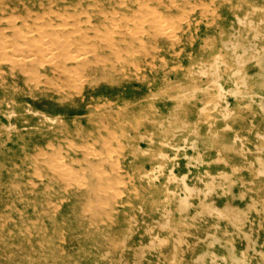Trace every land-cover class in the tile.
Wrapping results in <instances>:
<instances>
[{"label":"rangeland","instance_id":"obj_1","mask_svg":"<svg viewBox=\"0 0 264 264\" xmlns=\"http://www.w3.org/2000/svg\"><path fill=\"white\" fill-rule=\"evenodd\" d=\"M0 71V264H264V0H0Z\"/></svg>","mask_w":264,"mask_h":264},{"label":"bare ground","instance_id":"obj_2","mask_svg":"<svg viewBox=\"0 0 264 264\" xmlns=\"http://www.w3.org/2000/svg\"><path fill=\"white\" fill-rule=\"evenodd\" d=\"M123 1H124V0H123ZM169 1H170V0H169ZM119 2H120V1H119ZM136 2H137V1H136ZM209 2H210V1H209ZM140 3H141V2H140ZM144 3H145V2H144ZM146 3H147V2H146ZM173 3H174V2H173ZM120 4H121V3H120ZM121 5H122V4H121ZM173 5H174V4H173ZM47 6H48V5H47ZM88 6H89V5H88ZM176 6H177V5H176ZM196 6H197V5H196ZM196 6H195V7H196ZM48 7H49V6H48ZM173 7H174V6H173ZM147 8H148V7H147ZM207 8H208V7H207ZM238 8H239V7H238ZM73 9H75V8L73 7ZM148 9H149V8H148ZM192 9H193V8H192ZM205 9H206V8H205ZM151 10H152V9H151ZM54 11H55V10H54ZM187 11H188V10H187ZM100 12H101V11H100ZM188 12H189V11H188ZM1 13H2V12H1ZM43 13H44V12H43ZM148 13H149V12H148ZM148 13H147V14H148ZM180 13H181V12H180ZM182 13H183V12H182ZM213 13H214V12H213ZM50 14H52V13H50ZM58 14H59V13H58ZM83 14H85V13L83 12ZM86 14H87V13H86ZM111 14H112V13H111ZM9 15H10V14H9ZM27 15H28V14H27ZM148 15H149V14H148ZM148 15H147V16H148ZM4 16H5V15H4ZM179 16H180V15H179ZM142 17H143V16H142ZM48 18H49V17H48ZM37 19H38V18H37ZM65 19H66V18H65ZM106 19H107V18H106ZM167 19H168V18H167ZM52 20H53V19H52ZM66 20H67V19H66ZM66 20H65V21H66ZM73 20H74V19H73ZM112 20L114 21V19H112ZM132 20H133V19H132ZM205 20H206V19H205ZM130 21H131V20H130ZM53 22H54V21H53ZM132 22H133V21H132ZM143 22H144V21H143ZM66 24H70V23H66ZM140 24H141V22H140ZM46 25H47V24H46ZM137 25H138V24H137ZM58 26H59V25H58ZM63 26H64V25H63ZM157 26H158V25H157ZM36 27H38V26H36ZM141 27H142V26H141ZM141 27H140V28H141ZM152 27H154V26H152ZM62 28H64V27H62ZM140 28H139V29H140ZM89 29H90V28H89ZM96 29H97V28H96ZM134 29H135V28H134ZM98 30H99V29H98ZM125 30H126V29H125ZM20 31H21V30H20ZM99 31H100V30H99ZM140 31H141V29L138 30V32H137V31H136V32L139 33ZM17 32H18V31H17ZM95 32H98V31H95ZM100 32H101V31H100ZM136 32H135V33H136ZM55 33H56V32H55ZM68 34H69V33H68ZM142 34H143V32H142ZM66 35H67V34H65V36H66ZM133 35H134V32H133ZM135 35H136V34H135ZM93 36H94V35H93ZM58 37H59V39H60V36H57L56 38H58ZM94 37H95V36H94ZM154 37H155V36H154ZM170 37H171V36H170ZM170 37H169V38H170ZM173 37H174V36H173ZM175 37H176V36H175ZM64 38H65V37H64ZM64 38H62V40H63ZM45 40H46V39H45ZM86 40H87V37H86ZM177 40H178V39H177ZM49 41H50V40H49ZM56 42H57V41H56ZM63 42H64V40H63ZM141 42H142V41H141ZM143 42H145V41H143ZM153 42H154V41H153ZM22 43H23V42H22ZM51 43H52V42H51ZM65 43H66V42H65ZM80 43H82V42H80ZM133 43H134V42H133ZM133 43H132V44H133ZM43 44H44V42H43ZM46 44H48V43H46ZM49 44H50V43H49ZM49 44H48V45H49ZM53 44H54V43H53ZM68 44H69V42H68ZM137 44H138V43H137ZM145 44H146V43H145ZM19 45H20V44H19ZM60 45H61V44H60ZM69 45H70V44H69ZM69 45H68V46H69ZM81 45H82V44H81ZM84 45H85V44H84ZM84 45H82V47H83ZM87 45H88V44H87ZM150 45H151V44H150ZM10 46H11V45H10ZM29 46H30V45H29ZM36 46H37V45H36ZM43 46H44V45H43ZM58 46H59V45H58ZM65 46H67V44H66ZM70 46H71V45H70ZM33 47H34V46H33ZM104 47H105V46H104ZM110 47H111V46H110ZM126 47H127V46H126ZM143 47H144V46H143ZM3 48H4V47H3ZM12 48H13V47H12ZM46 48H47V46H46ZM50 48H51V47H50ZM53 48H55V47H53ZM57 48H58V47H56V49H57ZM60 48H61V47H60ZM83 48H84V47H83ZM105 48H106V47H105ZM119 48H121V47H119ZM139 48H140V47H139ZM149 48H150V47H149ZM7 49H9V47H8ZM38 49H39V48H38ZM38 49H37V50H38ZM41 49H43V48H41ZM69 49H70V48H69ZM81 49H82V48H81ZM93 49H94V48H93ZM126 49H127V48H126ZM31 50H32V49H31ZM64 50H65V49H64ZM100 50H101V49H100ZM110 50H111V49H110ZM135 50H136V49H135ZM172 50H173V49H172ZM40 51H42V50H40ZM62 51H63V50H62ZM89 51L92 52V49L89 50ZM119 51H121V50H119ZM133 51H134V50H133ZM1 52H2V51H1ZM3 52H4V51H3ZM48 52H50V51L48 50ZM67 52H68V50H67ZM85 52H86V51H85ZM178 52H179V51H178ZM11 53H12V52H11ZM24 53H25V52H24ZM24 53H23V54H24ZM29 53H30V52H29ZM59 53H60V52H59ZM115 53H116V52H115ZM126 53H128V52H126ZM133 53H135V52H133ZM179 53H180V52H179ZM36 54H37V53H36ZM60 54H61V53H60ZM63 54H64V53H63ZM86 54H87V53H86ZM1 55H2V54H1ZM9 55H10V54H9ZM13 55H14V54H13ZM15 55H17V54H15ZM26 55H27V54H26ZM34 55H35V54H34ZM42 55H44V54H42ZM97 55H98V54H97ZM260 55H262V54H260ZM5 56H6V55H5ZM5 56H4V57H5ZM20 56H21V55H20ZM45 56H46V58H48V57H47L48 55H45ZM54 56H55V55H54ZM60 56H62V55H60ZM63 56H64V55H63ZM72 56H73V55H72ZM79 56H80V55H79ZM98 56H99V55H98ZM217 56H218V55H217ZM18 57H19V56H18ZM22 57H25V56H22ZM42 57H44V56H42ZM49 57H50V56H49ZM76 57H77V56H76ZM96 57H97V56H96ZM100 57H101V56H100ZM26 58H27V57H26ZM38 58H39V57H38ZM65 58H66V57H65ZM65 58H64V60H65ZM77 58H79V57H77ZM77 58H76V59H77ZM83 58H84V57H83ZM117 58H118V57H117ZM23 59H25V58H23ZM32 59H33V58H32ZM35 59H36V58H35ZM69 59H70V58H69ZM103 59H105V58H103ZM1 60H2V58H1ZM19 60H20V59H19ZM50 60L52 61V60H54V59H50ZM88 60H89V59H88ZM97 60H98V59H97ZM97 60H96V61H97ZM4 61H5V60H4ZM34 61H35V60H34ZM36 61H38V60H36ZM36 61H35V62H36ZM40 61H41V60H40ZM42 61H43V60H42ZM98 61H99V60H98ZM221 61H222V60H221ZM58 62H59V61H58ZM99 62H100V61H99ZM128 62H129V61H128ZM222 62H223V61H222ZM11 63H12V62H11ZM22 63H23V62H22ZM36 63H37V62H36ZM102 63H103V62H102ZM43 64H44V63H43ZM43 64H42V65H43ZM129 64H130V63H129ZM131 64H132V63H131ZM149 64H150V63H149ZM24 65H25V64H24ZM39 65H40V64H39ZM76 65H77V64H76ZM78 65H80V64H78ZM132 65H133V64H132ZM19 66H20V65H19ZM177 66H178V65H177ZM24 67H25V66H24ZM41 67H42V66H41ZM81 67H82V66H81ZM12 68H13V67H12ZM34 68H35V67H34ZM103 68H105V67H103ZM111 68H112V67H111ZM113 68H114V67H113ZM133 68H134V67H133ZM21 69H22V68H21ZM29 69H30V68H29ZM31 69H33V68H31ZM123 69H124V68H123ZM66 70H67V69H66ZM72 70H73V69H72ZM72 70H71V71H72ZM135 70H136V69H135ZM1 71H2V70H1ZM1 71H0V72H1ZM27 71H29V70H27ZM31 71H32V70H31ZM63 71H65V70L63 69ZM63 71H62V72H63ZM68 71H69V70H68ZM139 71H140V70H139ZM201 71H202V70H201ZM59 72H60V71H59ZM73 72H75V71H73ZM73 72H72V73H73ZM76 72H77V71H76ZM199 72H200V71H199ZM35 73H36V72H35ZM72 73H71V74H72ZM196 73H197V72H196ZM202 73H203V72H202ZM60 74H61V73H60ZM73 74H74V73H73ZM33 75H34V74H33ZM33 75H32V76H33ZM38 75H39V74H38ZM198 75H199V74H198ZM11 76H12V75H11ZM84 76H85V75H84ZM86 76H87V75H86ZM54 77H55V76H54ZM80 77H81V76H80ZM69 78H71V77H69ZM81 79H82V77H81ZM81 79H80V80H81ZM29 80H30V79H29ZM31 80H32V79H31ZM47 80H48V79H47ZM34 81H35V80H34ZM43 81H45V80H43ZM30 82H31V81H30ZM45 82H46V81H45ZM211 82H212V81H211ZM242 82H243V81H242ZM213 83H214V82H213ZM217 83H218V82H217ZM45 84H46V83H45ZM50 84H51V83H50ZM218 84H219V83H218ZM243 85H244V84H243ZM219 91H220V90H219ZM79 92H80V91H79ZM224 97H225V96H224ZM192 99H193V98H192ZM209 103H210V102H209ZM7 112H8V111H7ZM200 112H201V111H200ZM230 113H231V112H230ZM203 114H204V113H203ZM94 116H95V115H94ZM103 127H104V126H103ZM105 127H106V126H105ZM104 129H105V128H104ZM107 130H108V129H107ZM109 134H110V133H109ZM111 138H112V137H111ZM94 141H95V140H94ZM69 143H70V142H69ZM86 144H87V143H86ZM74 145H75V144H74ZM104 145H105V142H104ZM67 146H68V145H67ZM85 146H86V145H85ZM85 146H84V148H85ZM138 146H139V145H138ZM119 147H120V145H119ZM134 147H135V146H134ZM82 148H83V147H82ZM88 150H89V149H88ZM90 152H91V151H90ZM99 152H100V151H99ZM100 153H101V152H100ZM90 154H91V153H90ZM94 154H95V153H94ZM108 154H109V153H108ZM110 154H111V153H110ZM199 154H200V153H199ZM91 155H92V154H91ZM88 156H89V155H88ZM95 156H96V155H95ZM159 156H160V154H159ZM75 162H76V161H75ZM96 162H97V161H96ZM96 164H97V163H96ZM100 164H102V163H100ZM93 167H94V166H93ZM240 168H241V167H240ZM242 168H243V167H242ZM91 170H92V169H91ZM63 171H64V170H63ZM69 171H70V170H69ZM77 171H78V170H77ZM263 171H264V170H263ZM67 172H68V171H67ZM67 172H66V173H67ZM74 172H75V170H74ZM80 172H81V171H80ZM91 172H92V171H91ZM69 173H70V172H69ZM104 173H105V171H104ZM14 176H15V175H14ZM41 177H42V176H41ZM65 177H66V176H65ZM117 177H118V176H117ZM62 178H63V177H62ZM70 178H71V177H70ZM78 178H79V177H78ZM71 180H72V179H71ZM71 180H70V182H71ZM67 181H69V180H67ZM183 181H184V180H183ZM97 182H98V181H97ZM121 182H122V181H121ZM121 182H120V183H121ZM210 182H211V181H210ZM76 183H77V182H76ZM184 183H185V182H184ZM101 185H102V184H101ZM240 185H241V184H240ZM68 187H69V186H68ZM188 187H189V186H187L186 188L188 189ZM98 189H99V188H98ZM107 189H108V188H107ZM77 190H78V189H77ZM118 190H119V189H118ZM188 191H190V190H188ZM107 193H108V192H107ZM111 195H112V194H111ZM113 195H114V194H113ZM240 195H241V194H240ZM194 196H195V195H194ZM92 197H93V196H92ZM96 198H97V197H96ZM87 199H88V198H87ZM49 200H50V199H49ZM46 201H47V200H46ZM95 201H96V200H95ZM100 201H101V200H100ZM179 201H180V200H179ZM96 202H97V201H96ZM186 202H187V201H186ZM103 203H104V202H103ZM56 205H58V204H56ZM54 209H55V208H54ZM231 210H232V209H231ZM123 212H124V211H123ZM233 214H234V213H233ZM191 216H192V214H191ZM233 216H234V215H233ZM12 220H13V219H12ZM86 220H87V219H86ZM179 223H180V222H179ZM183 223H184V222H183ZM98 224H99V223H98ZM193 226H194V225H193ZM42 236H43V235H42ZM206 237H207V236H206ZM245 237H246V236H245ZM185 246H186V245H185ZM246 246H247V245H246ZM104 252H105V251H104ZM105 253H106V252H105ZM10 254H11V253H10ZM59 258H60V257H59ZM51 259H52V258H51ZM55 259H56V258H55ZM44 260H45V259H44Z\"/></svg>","mask_w":264,"mask_h":264}]
</instances>
